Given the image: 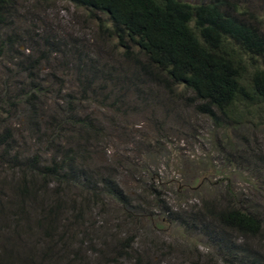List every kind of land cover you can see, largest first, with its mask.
<instances>
[{
    "label": "trees",
    "instance_id": "1",
    "mask_svg": "<svg viewBox=\"0 0 264 264\" xmlns=\"http://www.w3.org/2000/svg\"><path fill=\"white\" fill-rule=\"evenodd\" d=\"M50 2H66L84 10L97 20L98 33L115 41L113 46L122 49L118 70L99 69L95 63L86 61L87 69L85 60L84 65L82 62V71L90 75L82 92L84 88L90 90L92 80H96L101 83L102 91L107 84L111 86L108 93L113 97L109 98L106 92L111 106L122 103L130 89L135 101L147 103L145 87L152 83L163 95L167 93L169 103L176 97L183 98L184 105H190L196 115L219 130L260 119L258 110L264 108V31L252 15L240 11L232 0H197L196 3L184 0H0V59L10 62L17 73V77L13 74L10 77L11 69L4 66L6 79L0 87V115L5 107L10 109L16 104L14 101H18V105L31 108H26L28 122L35 133H40L37 117L43 110L41 96L48 91L39 82L43 77L37 59L14 54L18 51L17 38L13 41L4 36L8 29L16 28L22 12L36 11L39 5ZM50 37L46 34L41 40L52 52H62L59 45L49 44ZM55 38L65 41L56 35ZM77 72L81 73L80 64ZM22 76L26 82L21 81ZM178 87L181 93H173ZM107 98L102 96L100 101ZM59 113L61 115V110ZM47 127L40 134L43 138L49 136V139L44 138L46 147L52 148L48 162H38L35 166L37 156L28 158L23 152H14L10 166L25 165L27 172H21L13 199L6 203L0 201V230L13 227L15 236L29 233L31 238L42 237L46 248L36 254L30 246L26 252L18 240L8 236L3 239L4 246H0V264H117L116 259L110 257L112 254L118 259H128L126 251L132 250L128 240L118 241L112 250L105 248L101 252L90 242L88 245L84 238L87 234H83V240L79 238L80 246L73 251L72 258H65L72 248L74 235L65 230L63 217L72 214L76 219L107 201L123 206L130 203L112 171L107 166L92 164L87 147L104 136L103 127L96 119L61 116ZM47 131H51L50 134ZM8 134L9 129L5 127L0 135V146L5 145ZM10 151L13 152V148L2 149L0 158H6ZM71 190L79 193L77 204L66 202ZM208 203L188 212L185 209L174 213L166 211L170 221L204 238L221 262L264 264V254L247 242L260 233L258 218L229 204ZM29 213L35 215L33 224L29 222ZM78 251L82 258L76 256ZM122 251L124 255L120 256Z\"/></svg>",
    "mask_w": 264,
    "mask_h": 264
},
{
    "label": "rangeland",
    "instance_id": "2",
    "mask_svg": "<svg viewBox=\"0 0 264 264\" xmlns=\"http://www.w3.org/2000/svg\"><path fill=\"white\" fill-rule=\"evenodd\" d=\"M232 1L240 11L252 15L264 31V0ZM96 21L71 4L50 2L39 5L36 11L22 12L16 28L8 29L4 36L13 41L17 38L18 51L14 54L37 59L43 77L39 82L48 91L41 96L43 112L38 111L40 133L48 128L49 122L54 123L61 116L96 119L103 127L104 136L87 147L92 164L107 166L112 171L130 203L123 206L107 201L83 212V216L77 212L76 219L72 214L63 217L65 230L74 235L72 248L65 258L77 251L79 238H85L101 252L105 248L112 250L118 241L128 240L132 248L126 251L128 259L110 255L117 264L145 261L146 264H227L217 258L204 238L168 218L166 209L173 213L183 209L188 212L207 202L229 204L258 218L260 233L247 242L264 254V108L258 110L261 115L258 120L219 130L196 115L190 105H184L183 98L176 97L169 103L167 93L163 95L152 83L145 87L147 103L135 101L130 89L124 95V103L121 101L123 104L111 106L106 95L111 86L107 84L102 91L101 83L96 80H92L90 90L84 88V95L81 89L90 77L82 71L84 60L87 69L86 61L104 70L120 67L118 58L122 49L114 47L115 41L98 33ZM46 34L51 36L49 44L59 45L62 52H52L51 47L43 43L41 37ZM55 35L64 39V43ZM86 56L89 60L83 59ZM79 64L81 73L77 72ZM4 66L11 69L10 77L12 74L17 77L15 67L6 59H0V87L6 79ZM24 79L22 76L21 81L26 82ZM181 90L178 87L173 93H181ZM102 96L107 99L100 101ZM108 97L113 96L108 93ZM14 103L10 109L5 107L0 115V135L5 127L9 129V137L5 145L0 146V152L7 147L14 150L6 158H0V201L3 203L13 199L21 172H27L25 165L10 166L14 152H23L28 158L37 156L35 166L38 162L47 163L52 155V148H47L44 141L49 136L41 137L28 122L26 108H31L18 105V101ZM68 194L66 202L77 204L78 191L71 190ZM25 208L29 209L27 205ZM29 214V222L33 224L35 215ZM31 229L33 231L32 225ZM13 230V227L0 230V246H4L3 239L9 236L18 240L26 252L30 246L36 254L46 248L42 237L31 238L29 233L15 236ZM83 234L87 237L83 238ZM76 256L82 258L80 251Z\"/></svg>",
    "mask_w": 264,
    "mask_h": 264
}]
</instances>
